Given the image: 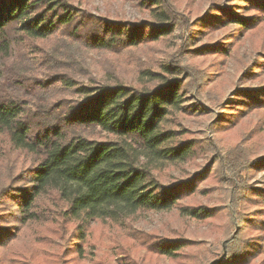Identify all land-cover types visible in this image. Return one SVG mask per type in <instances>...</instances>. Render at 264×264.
Segmentation results:
<instances>
[{"label":"trees","instance_id":"obj_1","mask_svg":"<svg viewBox=\"0 0 264 264\" xmlns=\"http://www.w3.org/2000/svg\"><path fill=\"white\" fill-rule=\"evenodd\" d=\"M83 3L0 0V264H84L95 224L122 230L132 248L176 264H210L223 251L219 264H264V186L249 182L264 171L260 133L238 136L226 156L193 137L179 116L209 113L189 104L204 77L175 57L157 68L137 64L135 84L119 76L118 66L97 79L85 63L90 53L153 52L181 25L202 34L233 25L222 45L192 49L194 37L187 36L178 51L190 59L213 56L212 67L220 70L240 42L264 27V0H229L228 7L213 1L192 24L177 11L178 0H139L152 18L143 21L110 20ZM263 67L264 57L254 64L255 71ZM234 98L219 103L213 134L233 132L246 114L264 110V88ZM204 154H212L215 168L174 183L159 177ZM213 174L218 186L229 180L228 203H185L208 193L199 185ZM172 210L203 222L223 218L219 251L189 253L193 245L181 236L139 233L126 222ZM24 239L30 254L13 252ZM121 250L119 264H136L131 249Z\"/></svg>","mask_w":264,"mask_h":264},{"label":"rangeland","instance_id":"obj_2","mask_svg":"<svg viewBox=\"0 0 264 264\" xmlns=\"http://www.w3.org/2000/svg\"><path fill=\"white\" fill-rule=\"evenodd\" d=\"M213 1H216V4L221 7L229 6V0H178L176 9L186 21L192 24L207 13ZM83 2L81 4L83 8H88L94 14L110 20L143 21L152 19L139 6V0H83ZM77 5L80 4L77 3ZM181 15L178 16L177 14L176 17H181ZM178 27L166 42L154 46L153 52L147 47L133 50V58L127 55L118 57L90 53L89 58H85V63L97 79L104 76L108 77V75H105L106 72L111 70L108 68L118 66L121 69L119 76L126 83L135 84L139 77V72L136 70L137 64L138 66L144 65L157 68L159 64L175 57L179 59L178 61L182 65L190 68L195 67L196 77H204L201 86H199L194 96L189 99V104H199L209 111L205 115H180L179 119L183 128L191 131L193 137L215 143L217 153L221 156H226L228 149L235 143L233 140L236 139L235 141H237L238 136L242 134L248 133L251 136L260 133V136L264 138V110H256L246 114L242 121L235 126L233 132H220L215 135L210 128V125L214 123L216 117L222 111V108L218 106L219 103L230 104L234 101V95L237 91H253L264 88V67L259 71H255L254 68L255 62L257 60L262 61L264 57V49L261 47L264 40V27L259 29L257 36L254 38H246L240 42L238 48L231 51L229 58L224 61L220 70L212 67L213 63L216 62L213 56L190 59L188 54L177 56L178 51L184 46L183 40L187 36L194 37L192 49L209 45H222L225 39L228 41L233 35L235 26L231 25L224 30L207 34H202L195 27H191L190 31H185L182 25ZM110 63L111 66L107 67ZM252 73H256L255 76H252ZM83 81L88 82L87 79ZM247 139L249 140L250 137ZM247 142H243V145H247ZM259 149L258 156L263 155L264 140ZM211 161L212 154H204L192 163L180 168H170L162 171L159 177L165 183H174L177 180L185 181L195 174L203 172L209 166L215 168ZM249 182L257 187L264 186V171L253 172ZM218 185L215 174H213L206 182L199 185L200 189H209L208 193L198 192L185 203L202 204L208 207L226 205L231 188L230 182L229 180H223L222 185ZM126 222L131 230L139 233L157 234L161 237L181 236L193 245L187 251H190L189 253L204 252V250L219 251L217 250L219 249V234L216 228L223 223V218L214 222H203L181 215L177 210H172L160 213H139L127 219ZM121 231L95 224L91 229L92 234L90 237V245L93 247L89 245L87 250L88 260L84 264H119L117 258L122 256V246L125 249H131L134 256L133 261L136 264H176L166 258L148 255L145 250L132 248L131 242L126 239V232L124 239ZM30 249L31 244H29V240L25 241V239L12 246V251L18 254L28 255Z\"/></svg>","mask_w":264,"mask_h":264},{"label":"water","instance_id":"obj_3","mask_svg":"<svg viewBox=\"0 0 264 264\" xmlns=\"http://www.w3.org/2000/svg\"><path fill=\"white\" fill-rule=\"evenodd\" d=\"M225 256H226V252L224 251L223 256H222L219 260H217V261H213V262H211L210 264H219V263H221L222 260H223V258H224Z\"/></svg>","mask_w":264,"mask_h":264}]
</instances>
